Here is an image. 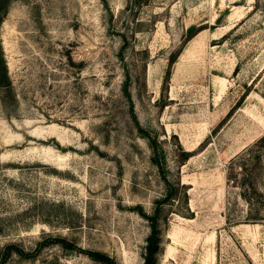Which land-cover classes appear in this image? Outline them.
<instances>
[{
	"label": "rangeland",
	"instance_id": "374dc122",
	"mask_svg": "<svg viewBox=\"0 0 264 264\" xmlns=\"http://www.w3.org/2000/svg\"><path fill=\"white\" fill-rule=\"evenodd\" d=\"M263 136L264 0H11L0 264H143L164 174L189 199L159 264H264L228 178Z\"/></svg>",
	"mask_w": 264,
	"mask_h": 264
},
{
	"label": "trees",
	"instance_id": "16d2710c",
	"mask_svg": "<svg viewBox=\"0 0 264 264\" xmlns=\"http://www.w3.org/2000/svg\"><path fill=\"white\" fill-rule=\"evenodd\" d=\"M11 0H0V24L5 16L9 13ZM153 140L150 138V146ZM264 136L260 138L252 146L244 149L243 152L236 155L230 166L229 181L240 186L241 195L247 202L250 208L254 209L248 211L247 222L264 223L262 208L264 207V190L260 189L254 180L250 179V174L254 171L256 166L264 169ZM153 148V146H151ZM154 162L158 164L161 171H164V165L161 161V154L153 148ZM242 170V177L236 173L237 166ZM165 192L162 198L156 200V205L152 214H145V217L150 222V235L147 239L145 248L143 264H159L160 257L164 252V237L165 230L169 224V216L173 209L181 211V207L187 205L188 207V193L184 189L185 184L181 182L171 181L165 174ZM183 213V212H181ZM164 214V216H163ZM164 217V219H163ZM163 220V221H162Z\"/></svg>",
	"mask_w": 264,
	"mask_h": 264
}]
</instances>
